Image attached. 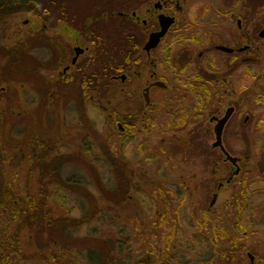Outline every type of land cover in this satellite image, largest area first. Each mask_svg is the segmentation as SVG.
<instances>
[{"label":"rangeland","instance_id":"374dc122","mask_svg":"<svg viewBox=\"0 0 264 264\" xmlns=\"http://www.w3.org/2000/svg\"><path fill=\"white\" fill-rule=\"evenodd\" d=\"M35 1L40 3L41 19L30 27L44 29V24L53 21L64 26L69 18L80 26L91 22L90 17H99L93 25V38L99 34L103 43L99 60L111 74L120 62L134 72V64L127 59L131 38L144 44L146 30H153L142 24L144 19L149 23L155 19L150 20L147 9L152 5L147 1ZM204 1H209L204 20L214 38L222 40L219 44L236 45L248 28L256 58L250 64L249 87L245 89L240 82L246 67L241 56L226 69L230 55L204 42L191 43L195 67L188 74L204 75L209 58L200 57L201 51L214 58L222 78L227 71L233 73L232 86L216 88L209 82L216 74L205 72L202 83L212 89L211 103L206 107L199 103L176 72L183 61L178 60L181 46L175 29L153 53L169 87L154 91L151 119H121L135 123L127 133L120 132L116 124L117 111L124 117L137 108L140 114L144 102L141 82L139 90L133 79L122 83L107 76L106 109L92 104L77 108L72 96L65 108H59L51 102L45 81L50 72L43 71V67L50 69L51 42L47 41L51 30L44 29L42 35V43L48 45L43 44L40 52V64H46L39 76L28 71L34 62L20 59V47L14 45L20 39L19 16L27 14H18L19 7L0 23L1 193L15 192L24 203L19 207L21 216L30 196L56 219L96 214L88 224L65 229L25 228L20 245L27 259L16 258L14 264H48L43 255L59 250L57 240L65 245L60 264H94L106 248L109 264H264V40L259 37L264 27V0ZM135 9L140 17L137 24L117 14ZM239 19H243V29ZM208 22H212L209 27ZM138 54H143L141 49ZM38 85H42L41 94ZM215 102H221L217 109ZM230 105L236 112L226 127L223 145L239 159L238 165L228 161L220 147H213L216 140L210 118ZM179 111L186 123L174 128L172 116ZM24 142L30 144L25 159L20 151ZM8 215L7 209L0 210L1 227Z\"/></svg>","mask_w":264,"mask_h":264},{"label":"flooded vegetation","instance_id":"af4514ba","mask_svg":"<svg viewBox=\"0 0 264 264\" xmlns=\"http://www.w3.org/2000/svg\"><path fill=\"white\" fill-rule=\"evenodd\" d=\"M142 1H147L148 5H152L147 9L148 13L150 14V20L152 19V17H155L154 20H151V23H149L148 19L142 20V24L145 25L146 28L148 26L152 27L153 30H150V32L146 30V33L149 34L144 44L142 43V41L137 40V38L135 37L131 38L129 51L130 57H127V59H129L130 64H134V69L133 67H130L134 70V72L132 70H128V67L127 69L124 68L120 62L115 65V68L113 69L115 72L113 71V74L110 73V70L106 69L104 61H100L101 59L99 60L98 52L101 53L100 49L103 47V43H101L102 39L99 34H96L95 38H93V25L95 24V22L100 21V18L95 16L89 18L91 22L86 20L80 26H76L75 23L70 20V18L67 22H64V26L63 23H54V21L51 25L44 24L43 27L45 30H51L50 40L47 42L48 44H50L51 42L49 50L52 57L51 60H49L50 69H48L47 67H43L46 62L45 64H42L43 66L40 64V52L42 50L43 44L44 46L48 45L47 43H42V35L43 32L46 31L42 29L39 25H34V27H30V24L34 23L37 19V23L40 24L39 21L41 19V13L38 10V8L40 9V3H37L35 0L21 1V10L18 12V14H27V16H19L20 23L18 22V30L20 39L14 45H18L20 47L18 53L20 59L32 60L34 62V66L27 68L29 72L33 71L34 74L38 73L39 76H41L42 67L43 71L50 72V77L48 76L49 80L46 78L45 81L49 86L50 99L52 103L59 106V108H65V105L72 96L71 99L73 100V102H76L77 108L78 106L79 108L83 106L86 108L87 104H92L104 110L106 109L104 100L106 93V84L108 83V80L106 83V77L110 76V81L118 80L122 83H125L126 81H128V79H133L136 82L137 87H140L139 90L142 86L140 85V82L144 85L142 87V100H144V102L142 101L140 103V107H143V109L142 111H140L139 114L136 108L134 111H132V113L129 114V116L124 115V117L120 111H117L119 119L117 120L116 124L118 125L120 132L127 133V131L130 130H128V128H132L135 126V123L133 122H125L128 118L130 119L133 117H141L143 120L151 119L152 115L149 114V110L153 108L152 95L154 91L169 87L168 79L164 78V76L161 75L159 72L158 60L153 56V53H155L161 47L163 42L175 29H178L177 35L179 37V44L181 46V50L178 53V60L182 59L183 61V65H181L180 67L178 66V68H176V72L178 76L180 75V78L184 79V81L181 82H183L185 86H187L192 92H194L195 96L197 95L196 97L198 99L202 80L204 79V76L206 74L205 72L215 73L216 77L214 79H211L209 82L213 81L215 87L218 86L221 88L223 86L228 87V85L232 86L233 73L227 71L226 75H223L222 78V71H218L217 65L214 64V58L205 54L204 51H201L199 53L200 57H203L205 55L207 59L209 58V62L206 64L204 70V75L202 74L203 72L194 73L193 75L188 74L189 72H194L192 68L195 67V64L193 62L195 60V57L191 49V43L201 45L204 42L206 46L213 45L216 51H220L226 53L227 55H230V60L225 63L226 69H228L229 66H232V64L236 60L242 57L241 59L243 60V63L246 65V67L244 68L245 71L242 72L240 82L245 89L249 87L250 64L256 61V58L252 54L254 52V49L253 45H251L250 43L249 32L247 31L248 28L245 27V29H243L244 26L242 28L241 22L243 19L238 20L239 28L243 29L240 41H238L236 45L228 46L222 43L219 44V42H221L222 40L220 38H214L216 36H213L210 28H207L206 21L204 19L207 16V4L209 5V1L203 0L198 5L196 3L199 0H196V3L194 0ZM199 8H201L200 11L198 10ZM117 14L119 17L127 19L129 18L135 24L139 23L138 21L140 20V17L138 15L137 9L131 10L130 12H117ZM113 15L114 13H111L109 14V16H107V18ZM161 15L175 18V23L169 28L168 32L161 39L158 46L148 51L146 50V45L150 39L151 34L161 30ZM211 23L212 22H208V27ZM262 29L260 30V32L262 31ZM87 37L89 38V40ZM61 41L65 42L64 46L60 43ZM168 46L169 44L167 43V52L169 53L170 50ZM219 46H225L232 50L227 52L225 50L219 49ZM140 49L143 54H138ZM57 51L61 54L58 55ZM90 52H92V54H90ZM143 56H146L147 59ZM167 58H171V56L168 55ZM167 61L170 60L167 59ZM95 62H98V64L96 65ZM100 63L103 65V67L101 68ZM113 67L114 65H112L111 68ZM187 75H190L191 77H188ZM23 87H25V85H23ZM41 89L42 85H38L36 90L39 94H41ZM211 90L212 89L208 86L206 87L207 92H211ZM136 91H138V89H135V92ZM134 95H136V93H134ZM146 95L148 96L149 103L147 102ZM261 99H263V97H261ZM108 102L111 103L110 100ZM215 103L214 106H217V109L218 106L221 105V102ZM206 106L208 105L206 104L205 107ZM226 108V111L223 112L224 114L222 112L214 113L210 118V121L214 124L213 132L215 134V140L217 139L216 127L219 122L218 120L222 119L225 116L229 108H234L233 115L236 112V107L234 105H230L229 107L227 106ZM182 112L178 113L175 116H172L174 117L170 123L172 124V126H174L177 121H179L178 124L180 125V127L184 126V124L186 123V119L183 117H179L180 115H183ZM22 114L23 113H20V115ZM186 114L187 113L185 112L184 115ZM109 115L111 116V114ZM232 117L229 119V121L224 127L222 140L225 135L226 127ZM121 119L125 121L122 122ZM248 120L249 117H247L245 121ZM145 129L146 132L149 131V128L147 129V126L145 127ZM131 133L133 132L131 131ZM27 144V142H24L23 145L20 146V151L23 153L22 155L24 159L26 156L25 149ZM29 145L30 144H28V146ZM39 146H41V144H39ZM224 147L228 151L225 145ZM224 156H226L225 153Z\"/></svg>","mask_w":264,"mask_h":264},{"label":"trees","instance_id":"16d2710c","mask_svg":"<svg viewBox=\"0 0 264 264\" xmlns=\"http://www.w3.org/2000/svg\"><path fill=\"white\" fill-rule=\"evenodd\" d=\"M22 0H0V23L9 17L11 14L14 15L20 5ZM1 24V25H2ZM203 82V80H202ZM200 102L203 105L210 103L209 99L212 97L211 92L206 91L205 84L202 83L200 92L198 94ZM208 99L206 101L205 99ZM177 121L174 124V128L180 127ZM130 139L128 138V141ZM44 174H42L43 176ZM11 188V187H10ZM12 189V188H11ZM13 191V190H12ZM2 192L0 191V210L3 212L5 209L9 211L8 221L6 224L1 227L0 226V264H14L16 258H25V254L22 251V247L20 245V234L21 231L25 228H45L49 227L51 229L61 227L65 229L70 226H80L83 224H88L95 218L94 213H87L81 218H64V220L59 218H54L45 212L44 205L36 200L34 196H30L27 199V208H25L23 215L21 216L20 206H24V203L17 198L15 192L12 193ZM242 216L238 217V224L236 227L239 229V224H241ZM244 230V228H243ZM242 230V231H243ZM8 232V233H7ZM61 232V230H60ZM11 233V234H10ZM219 235V234H218ZM58 251L54 252V250L47 251L43 256V258L48 262V264H60V259L65 256L63 250L65 245L61 243V241L57 240ZM106 251L104 255L99 259L98 262L94 264H109L110 263V251ZM70 255L72 253H69ZM51 260V263H49Z\"/></svg>","mask_w":264,"mask_h":264},{"label":"water","instance_id":"95a60500","mask_svg":"<svg viewBox=\"0 0 264 264\" xmlns=\"http://www.w3.org/2000/svg\"><path fill=\"white\" fill-rule=\"evenodd\" d=\"M160 21H161V30L158 32H154L151 34L150 39L146 45V50L150 51L151 49L155 48L158 46L160 43L161 39L166 35L168 32L169 28L175 23V18L169 17V16H160ZM260 37L264 39V28L260 32ZM219 49L225 50L227 52L231 51L232 49L225 47V46H219ZM147 97V102L149 103L148 96ZM234 113V108H229L228 111L226 112L225 116L222 119H219L217 127H216V134H217V139L216 142L213 144V147H220L223 152L226 155V159L228 161H231L234 165H238L239 159L237 157L232 156L224 147L223 145V140H222V135H223V130L229 119L232 117ZM239 168V167H238ZM239 172V169H237L236 173ZM0 188H1V182H0ZM217 198V195L214 196V200L212 204L215 203V200Z\"/></svg>","mask_w":264,"mask_h":264}]
</instances>
